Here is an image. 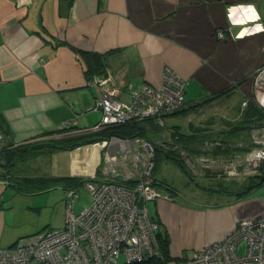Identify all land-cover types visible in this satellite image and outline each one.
<instances>
[{
  "label": "crops",
  "instance_id": "crops-1",
  "mask_svg": "<svg viewBox=\"0 0 264 264\" xmlns=\"http://www.w3.org/2000/svg\"><path fill=\"white\" fill-rule=\"evenodd\" d=\"M82 53L102 54L104 71L88 72ZM166 65L185 79L184 103L162 125L140 122L145 135L157 143L173 134L223 138L264 65V0H0V247L45 228L36 230L37 195L49 204L56 189L66 207L71 183L40 187L39 180L98 175L103 160L98 142L35 157L30 145L86 133L100 120L99 110L88 109L94 76L110 77L116 98L127 101V85H158ZM66 120L67 130L60 128ZM16 148L14 161L4 155ZM159 188L171 196L150 202V210L173 260L264 211V199L251 192L236 199L234 190L211 189L224 200L194 203L174 187Z\"/></svg>",
  "mask_w": 264,
  "mask_h": 264
},
{
  "label": "built area",
  "instance_id": "built-area-1",
  "mask_svg": "<svg viewBox=\"0 0 264 264\" xmlns=\"http://www.w3.org/2000/svg\"><path fill=\"white\" fill-rule=\"evenodd\" d=\"M257 74L253 100L264 108V65ZM109 81L110 77L94 76L89 82L97 88V95L88 109L99 110L101 118L88 132L146 119L162 125L164 116L178 111L184 103L185 79L167 65L158 85H127V101L116 98L118 87ZM71 126L72 122L66 120L60 128L67 130ZM262 137L264 128L245 155V166L264 161ZM2 138L0 130V150ZM142 145L148 148L149 155L133 183L117 178L111 164L118 157L106 153L100 175H92L84 182L89 204L75 213L76 187L67 188L63 225L43 228L18 238L12 246L0 247V264H152L149 259L163 260L158 243L162 228L148 202L168 198V194L153 184V148L147 142ZM176 264H264V211L237 220L233 229L218 240L204 244L191 255H179Z\"/></svg>",
  "mask_w": 264,
  "mask_h": 264
},
{
  "label": "rangeland",
  "instance_id": "rangeland-1",
  "mask_svg": "<svg viewBox=\"0 0 264 264\" xmlns=\"http://www.w3.org/2000/svg\"><path fill=\"white\" fill-rule=\"evenodd\" d=\"M258 76L259 74L255 76V79ZM240 104V101H238L237 108H240ZM247 107L244 105V108L236 113L238 114V120L235 119L234 121L239 122L245 119L244 123L241 124L246 126L242 129L240 128V132L232 136L235 137L234 141H228L226 138H222V140H218L220 142L213 144L202 141L197 142L196 148H190L183 146L185 141L180 139L179 136L177 139H168L165 145L156 143L162 150L180 158L190 175L179 163L163 157L157 160L155 170H151L153 179H155V175L158 180L171 184L178 191V198L194 203L220 198L212 196L211 189L228 188L234 191H241L246 186L249 178L253 174L260 173L261 169L264 168V161L258 163V165L250 163V165L245 166V155L255 146L254 137H259L262 134V128H264V120L256 121L254 118H248ZM197 120L199 121V119ZM174 141L176 142L174 143ZM144 142L150 143L152 148L155 146V142L152 140L137 137L132 139L114 138L110 142L106 141L103 145H101L102 141H99V147L101 148L102 157L106 153L117 155V160L111 164L116 168V173H118L114 174H116L117 178L130 182L135 180L147 161L149 154L148 148L142 145ZM112 143H115L116 147H112ZM238 143L240 145H235ZM217 144L220 145V150L214 149ZM151 152L152 156L150 158L155 160L154 151ZM159 153L161 154V152ZM103 164L104 160H102V164L98 169V175L102 172ZM50 193V196L53 195V197H51L49 204L45 201V194L36 196V200L40 201L39 209L36 210V230L42 227L58 228L64 223V200L58 196V190H52ZM76 193L77 197L75 196L73 201V211L78 213L84 206L89 204L90 196L84 184L76 187ZM251 193L257 194L258 198L264 199V186L253 190ZM170 196L168 195V198ZM220 199L224 200L223 198ZM148 206L150 207V202H148ZM240 251H242V247ZM164 264H176V260L170 259Z\"/></svg>",
  "mask_w": 264,
  "mask_h": 264
},
{
  "label": "trees",
  "instance_id": "trees-1",
  "mask_svg": "<svg viewBox=\"0 0 264 264\" xmlns=\"http://www.w3.org/2000/svg\"><path fill=\"white\" fill-rule=\"evenodd\" d=\"M82 55H84V57H86V58H90V60L88 59V63H89L88 72H90V73H102L104 71L103 67L105 64L103 61V55L102 54L82 53ZM224 91H221V92L223 93ZM214 96H216V94ZM246 106H248L246 110H248L249 114H247V113L246 114L249 116L248 117L249 119L254 118L256 121L257 120H264V108L258 106L254 102L253 97L250 100H247ZM244 121H245V119H243L242 121H239V122L236 121V123H234V125L231 126L230 130L225 132V134H222L223 138H226L228 141L232 140V138H235L232 136H234V134L240 132V128L242 129L246 126V125L241 124V123H244ZM140 122H142V121H140ZM140 122L110 124V125H107L98 131H90V132H86V133L72 134V135H67V136L60 137V138L48 139V140H45L43 142H37L35 144L30 145V148H31L30 151H32L31 157H35L43 151L71 150V149L76 148L77 146L87 144V143H94V142H99V141H107L108 142L112 137L119 138V139H132V138H137V137H140L143 139H149L145 135V131H144L142 125L140 124ZM239 124H241V125H239ZM189 136H190L189 138H185L183 140L185 141V143H187L189 145L195 144L194 146H196L197 142H202V141L209 142L211 144L216 143V142L217 143L220 142V141H218V139H216L217 137H215L212 133L199 134L196 136L195 135L194 136L189 135ZM219 136H221V135H219ZM173 137L175 139L179 138V136L177 134H173ZM220 139L222 140V138H220ZM175 142L176 141H174V143ZM156 143L157 142H155V146H153V151L155 154V160L151 159V161L153 163L152 171L155 170V168H156L157 160L162 159L164 157L166 159H172V160L176 161L188 173V169L186 168V166L184 165V163L181 161L180 158H178L176 155L171 154L168 151L162 150L161 148H159L156 145ZM161 144L165 145L166 142H161ZM183 146H185L184 143H183ZM194 146L192 148H194ZM220 148H221L220 145L217 144V146H215L214 149L220 150ZM20 149L21 148H16L14 150L6 151L4 153V155L6 157H11L10 160H13V159H15L16 156H18L19 153L22 152V150H20ZM159 152H161V154ZM2 153L3 152L1 149L0 155ZM0 166H3V164L0 163ZM88 179H89V177H86V178H77V177H65V178H63L62 177V178L42 179V180H39V182H37V183H44V184H41V186H40V187H44L46 185L51 186V184L63 183L65 180H68L69 183H71L72 187H77V186H80L81 184H84V182ZM135 180H136V178H135ZM134 181H130L127 183H133ZM153 184L158 188L164 187V188L169 189V190H174V188L171 187L169 184L165 183L164 181H160L158 179H154ZM262 186H264V168L261 169L260 173L253 174L249 178L246 186L241 191H235L236 192L235 193L236 199L246 198L250 194V192H252L253 190L260 188ZM224 189L225 188H222L219 190H224ZM226 189H228V188H226ZM158 243H159L160 253L163 257V260L149 259L148 263L164 264V263H166V261L171 259L168 255L167 239H166L165 234L162 232H160L158 234Z\"/></svg>",
  "mask_w": 264,
  "mask_h": 264
},
{
  "label": "clouds",
  "instance_id": "clouds-1",
  "mask_svg": "<svg viewBox=\"0 0 264 264\" xmlns=\"http://www.w3.org/2000/svg\"><path fill=\"white\" fill-rule=\"evenodd\" d=\"M90 178V177H89Z\"/></svg>",
  "mask_w": 264,
  "mask_h": 264
}]
</instances>
